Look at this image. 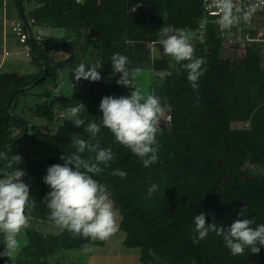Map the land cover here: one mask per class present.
I'll use <instances>...</instances> for the list:
<instances>
[{
  "label": "trees",
  "instance_id": "obj_1",
  "mask_svg": "<svg viewBox=\"0 0 264 264\" xmlns=\"http://www.w3.org/2000/svg\"><path fill=\"white\" fill-rule=\"evenodd\" d=\"M12 1L23 34L19 36L38 70L0 72V174L13 170L5 158L10 144L9 160L19 155L21 160L15 165L25 173L27 167L29 170L23 179L29 183L33 203L30 211L26 209L27 216L51 221L43 201L50 189L43 176L51 164L63 163L61 155L75 151L74 138L87 139L88 133L64 116L53 132L33 131L17 112L21 99L26 95L42 98L29 111L43 118L81 102L86 107L81 113L86 123L99 122L102 97L129 95L132 88L82 78L75 91L57 97L37 89L50 80L55 82L59 71H72L81 62L98 67L101 77L111 75V56L119 52L129 58L130 69L164 73L163 77L155 75L149 93L160 97L162 109L169 115L166 125L158 124L159 159L149 167L103 126L93 141L111 147L114 153V159L107 167L102 165L104 171L94 178L109 186L113 206L120 214L123 245L138 248L141 264L156 259L165 264H192L193 260L196 264H264V246L259 253L246 249L233 256L215 233L199 243L192 239L193 219L201 211L206 223L228 226L241 218L242 208L245 218L264 223V174L247 171V164L264 167V52L255 44L246 46L244 55L235 61L224 56L222 37L214 16L205 12L203 0H20L26 26L17 0ZM2 10L0 0V14ZM201 23L204 31L199 39ZM167 25L183 29L194 47V57L205 60L195 90L187 71L180 67L184 62L150 50L149 42L158 46V29ZM35 28L43 33L39 39ZM57 28L63 30L62 36L53 33ZM58 54L63 56L57 58ZM43 65L45 76L36 81ZM237 122L241 125L233 127ZM31 144L50 156L34 159ZM113 169H124L126 177L112 175ZM152 183L158 187L148 197ZM24 230L26 244L8 257L9 264H51L61 251L105 242L73 236L66 229L56 234L29 227ZM0 264H5L3 258Z\"/></svg>",
  "mask_w": 264,
  "mask_h": 264
},
{
  "label": "clouds",
  "instance_id": "obj_2",
  "mask_svg": "<svg viewBox=\"0 0 264 264\" xmlns=\"http://www.w3.org/2000/svg\"><path fill=\"white\" fill-rule=\"evenodd\" d=\"M219 9V25L222 29L231 28L243 20L247 23L250 12L244 11L236 15L233 0H216ZM157 42L163 53L169 56L180 67L187 71V80L195 90L199 87L198 80L204 73L203 57H194V47L189 37L181 28L171 25L158 29ZM186 61V62H185ZM112 75L119 73L117 83L132 88L129 95L102 97L99 108L102 117L98 121H88L81 115L86 109L83 103L71 106L65 110L63 116L72 121L74 126L88 133V138L76 137L72 140L75 151L61 155L63 163H53L47 167L43 182L49 186L43 201L49 209V219L61 229H66L73 236H80L86 240L104 241L117 230L114 206L109 186L94 178L104 171L109 162L114 159L111 147H101L95 141L101 127L107 128L115 140L128 147L142 162L149 167L159 159V143L157 133L158 123L162 115L160 97L140 89H133V76L141 72L139 67L130 69L129 58L119 52L113 53L110 59ZM95 65L79 63L73 69L74 79H101V72ZM85 153L94 155L85 156ZM21 157L16 156L10 161L13 170L0 174V236L3 249L0 259L18 253L21 241L18 239L23 229L29 227L26 209L31 210L33 203L30 199L29 183L22 179L25 170L16 166ZM102 165L104 167H102ZM112 175L124 178V169H113ZM157 184L152 183L147 188V196L151 197L157 190ZM228 226L217 225L215 221L206 223V214L201 211L194 216L193 243H199L210 232L221 237L230 254L238 256L247 249L252 253H259L264 246V223H256L255 217L245 218L243 208ZM255 225V227H253ZM82 252L91 249L84 245ZM192 264H196L193 260Z\"/></svg>",
  "mask_w": 264,
  "mask_h": 264
},
{
  "label": "rangeland",
  "instance_id": "obj_3",
  "mask_svg": "<svg viewBox=\"0 0 264 264\" xmlns=\"http://www.w3.org/2000/svg\"><path fill=\"white\" fill-rule=\"evenodd\" d=\"M2 13L0 14V72L1 71H17L22 74L34 73L38 69L34 66L28 55V46L25 44L24 40L20 38V34L17 32V27L20 25L19 20L16 17V10L14 8V4L12 0H3ZM36 36L41 37L42 31L40 28H35ZM46 31V30H43ZM244 30H239L240 35ZM53 33L58 36H62L63 30L60 28L54 29ZM20 35V36H19ZM196 36V34L194 33ZM202 35L199 36L197 34V38L201 39ZM157 40V39H156ZM243 41V40H242ZM242 43L228 42V38H223L221 40V53L224 54L227 58H230L232 61H235L237 56L242 57L245 52V45ZM150 50H153L154 53L166 56L160 46L154 45L152 41L149 42ZM157 50V51H155ZM63 56L62 54H58L57 58ZM169 57V56H168ZM264 57V54L262 55ZM133 70V69H131ZM134 71V70H133ZM119 73L115 75H107L101 77L104 81L110 83H116L119 77ZM155 75H159L161 77L164 76L163 72L157 73L146 69H141V72L138 75L133 76V89H140L143 93L149 94L150 85L154 83ZM82 79V78H81ZM80 80L74 79V74L72 71L64 70L59 71L57 80L53 83L52 81H48L43 86H40L39 89L46 94L51 96H60L62 94H67L69 92L75 91L79 84ZM20 102V105L17 109L18 113H21L24 118L28 121L33 131H41V132H53L56 126L60 123L63 118V112L58 110H53L47 117H37L33 115L29 108L34 105L36 101H41L42 98H36L32 95L24 96ZM165 109H162V115L160 117L159 123H164L165 125L168 123ZM241 123H232V126H240ZM30 148L32 150L34 159H43L50 156L42 148L37 145L31 144ZM53 156H57L56 154ZM12 171V170H11ZM247 171L255 173V174H264V167L247 164ZM115 221L117 224V230L113 233L105 242L101 245H89L88 247L91 249L93 256V264H141L138 259V248L135 247H126L122 243V239L124 237V232L119 228L120 214L114 208ZM29 228H34L40 231H46L49 233H59L62 229L56 226L51 221H45L41 219H33L29 218ZM18 239L21 241V247L26 244V234L23 229ZM82 247L73 249L69 254H73L72 257L77 256V262L73 264H84L86 259L91 258L88 253H84L81 251ZM62 253L61 261L65 262V255ZM13 256V255H12ZM11 257V256H10ZM89 262V261H88ZM62 264V262H60ZM148 264H165L159 259H156L155 262H151Z\"/></svg>",
  "mask_w": 264,
  "mask_h": 264
},
{
  "label": "built area",
  "instance_id": "obj_4",
  "mask_svg": "<svg viewBox=\"0 0 264 264\" xmlns=\"http://www.w3.org/2000/svg\"><path fill=\"white\" fill-rule=\"evenodd\" d=\"M78 1V0H76ZM236 9V15L244 11L250 12V19L247 23L241 20L240 23L234 24L231 28L222 29L219 25V9L216 7V0H203V8L209 16H214V21L223 38H228V42L243 43V45H255L261 53L264 52V0H233ZM239 30H244L240 35ZM204 31V23L199 25V36ZM17 32L23 36L21 26L17 27ZM243 40V41H242ZM169 120V116H167Z\"/></svg>",
  "mask_w": 264,
  "mask_h": 264
},
{
  "label": "water",
  "instance_id": "obj_5",
  "mask_svg": "<svg viewBox=\"0 0 264 264\" xmlns=\"http://www.w3.org/2000/svg\"><path fill=\"white\" fill-rule=\"evenodd\" d=\"M17 2H18V4H19V12H20V16H21L22 24L26 26V21H25V18H24V16H23V12H22V10H21L20 0H17ZM27 37H28V40L30 41V40H31V33H30V31H27ZM32 54H33V52H32ZM34 58H36L35 55H34ZM46 70H47V69H46V66L43 65L42 73L40 74V76L37 78L36 81H40V80L45 76ZM33 84H34V83H33ZM30 86H31V85H28V86H26L25 88L30 87ZM22 89H23V88H20L19 90H22ZM11 97H12V96H10L9 99L7 100V102H6V107H8V105H9V103H10V100H11ZM8 115H11V114L8 113ZM9 148H10V144L7 146L6 151H5V158H6V160H7L8 162H10V160H9V155H8V153H9ZM22 164L25 165V166L27 167V163H26L25 161L22 162ZM28 173H29V170H28V167H27L26 174H25L24 177H22V179H25V178L28 176ZM3 247H4V246H3V242H2V236H0V248H1V250L3 249ZM3 259H4V263H5V264H9V262H8V257H7V256L3 257Z\"/></svg>",
  "mask_w": 264,
  "mask_h": 264
},
{
  "label": "crops",
  "instance_id": "obj_6",
  "mask_svg": "<svg viewBox=\"0 0 264 264\" xmlns=\"http://www.w3.org/2000/svg\"><path fill=\"white\" fill-rule=\"evenodd\" d=\"M64 251H70V250H64ZM62 253H63V251H61ZM70 252H65V254L63 253V255H65V262H63V261H61V259H62V254L61 253H57L56 255H54V257L52 258L53 260H51V264H61L60 262H62V264H73L74 262H77L78 260H77V256L78 255H76L75 257H72L73 256V254L71 255V254H69ZM92 252H90L88 255L89 256H87V257H90L91 258V260L89 259L88 260V258L86 259V261L84 262V264H93L92 262H93V256H92ZM14 256V255H13ZM61 258V259H60ZM89 261V262H88ZM76 264V263H75Z\"/></svg>",
  "mask_w": 264,
  "mask_h": 264
}]
</instances>
